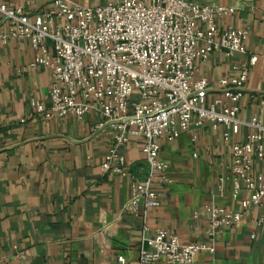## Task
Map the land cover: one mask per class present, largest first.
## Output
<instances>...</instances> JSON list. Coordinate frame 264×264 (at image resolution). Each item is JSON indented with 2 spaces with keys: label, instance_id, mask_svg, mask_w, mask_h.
Masks as SVG:
<instances>
[{
  "label": "crops",
  "instance_id": "1",
  "mask_svg": "<svg viewBox=\"0 0 264 264\" xmlns=\"http://www.w3.org/2000/svg\"><path fill=\"white\" fill-rule=\"evenodd\" d=\"M76 1L92 6L106 0ZM195 1L231 7L219 25L247 30L244 54L227 58L215 51L197 63V75L209 81L207 104L223 97L218 80L237 74L235 67L255 54L239 116L246 121L256 114L264 124V0ZM0 3L21 7L31 18L52 8L49 0ZM6 27L0 12V29ZM34 55L27 40L11 39L2 49L0 264H118V256L126 264H137L140 248L147 247L144 238L158 228L175 233L183 244L213 246L212 252L201 250L193 264H264V223H257L264 219V204L249 207L238 226L207 234V205L237 210L239 199L247 196L242 191L232 197L231 180L219 181L229 173L231 143L246 137L247 126L228 140L223 138L226 127L211 123L194 126L172 142L162 138L160 156L168 162L171 182L155 185L162 192L159 206L140 205L130 212L125 205L131 184L145 180L149 172L141 139L133 138L119 150L125 156L126 176L104 171L101 164L113 131L100 114L90 112L81 120L72 115L44 117L31 106L32 97L50 106V73L29 66ZM257 168L264 173V163ZM21 253L25 258L18 257Z\"/></svg>",
  "mask_w": 264,
  "mask_h": 264
},
{
  "label": "built area",
  "instance_id": "2",
  "mask_svg": "<svg viewBox=\"0 0 264 264\" xmlns=\"http://www.w3.org/2000/svg\"><path fill=\"white\" fill-rule=\"evenodd\" d=\"M49 2L52 8L32 18L21 7L0 3L7 24L0 29V64L9 40H27L35 50L29 66L49 71L51 78L50 106L32 97L35 112L77 120L90 112L100 114L113 131V143L101 164L104 171L126 176L125 156L119 150L131 139H141L149 172L145 180L132 182L128 211L162 202L155 185L164 186L171 179L168 162L160 156V140L172 142L182 132L207 123L223 124L225 140L243 125L249 129L243 140L231 143L228 176L219 178L220 184L231 180L232 197L242 191L247 196L239 199L237 210L207 205V234L238 226L249 207L264 204V173L257 168L264 163V124L256 114L246 121L239 116L242 90L257 56L241 61L237 74L218 80L223 97L212 104H207L208 79L197 75V63L215 51L227 58L245 53L247 30L218 23L232 13L231 7L195 0H106L92 6L76 0ZM144 241L147 247L140 248L137 264H193L201 250L214 249L196 242L183 244L162 228ZM18 257L25 258V253ZM118 264H126L123 256H118Z\"/></svg>",
  "mask_w": 264,
  "mask_h": 264
},
{
  "label": "rangeland",
  "instance_id": "3",
  "mask_svg": "<svg viewBox=\"0 0 264 264\" xmlns=\"http://www.w3.org/2000/svg\"><path fill=\"white\" fill-rule=\"evenodd\" d=\"M93 5H98V4H93ZM131 99H133V97Z\"/></svg>",
  "mask_w": 264,
  "mask_h": 264
}]
</instances>
